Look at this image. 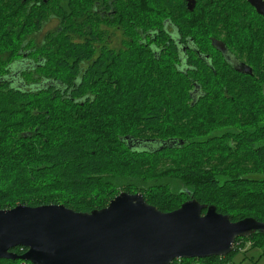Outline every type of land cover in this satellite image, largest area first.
<instances>
[{
  "label": "trees",
  "instance_id": "obj_1",
  "mask_svg": "<svg viewBox=\"0 0 264 264\" xmlns=\"http://www.w3.org/2000/svg\"><path fill=\"white\" fill-rule=\"evenodd\" d=\"M196 1L191 11L185 0H117L112 25L130 46L96 62L93 0H0V209L92 211L125 190L163 211L196 198L264 222V30H234L238 0L223 1L229 17L217 0ZM164 16L203 50L228 24L252 73L225 64L193 92L196 70L178 72L151 48ZM252 248L264 254V233L237 238L228 255L172 264H237Z\"/></svg>",
  "mask_w": 264,
  "mask_h": 264
},
{
  "label": "water",
  "instance_id": "obj_2",
  "mask_svg": "<svg viewBox=\"0 0 264 264\" xmlns=\"http://www.w3.org/2000/svg\"><path fill=\"white\" fill-rule=\"evenodd\" d=\"M195 0H188L193 10ZM243 73L252 67L242 63ZM205 211V213H203ZM264 233L254 217L232 220L214 204L190 198L172 211L141 192L121 191L107 206L77 211L65 204L20 203L0 209V259L33 264H172L176 259L225 256L237 238ZM26 247L23 254L13 249Z\"/></svg>",
  "mask_w": 264,
  "mask_h": 264
},
{
  "label": "flooded vegetation",
  "instance_id": "obj_3",
  "mask_svg": "<svg viewBox=\"0 0 264 264\" xmlns=\"http://www.w3.org/2000/svg\"><path fill=\"white\" fill-rule=\"evenodd\" d=\"M116 1L117 0H93L92 13L97 17L96 38L93 42V54L96 62L104 57L120 54L130 46V35L119 27L115 28L112 25L117 12ZM217 1L218 4H220V12L229 17V11L224 9V0ZM228 1L229 0H227V2ZM185 2L188 7V0H185ZM238 3V8H235L234 12L241 10V13L237 15L238 20L236 19L232 22V27L235 28L234 30L242 32L245 29H256L258 32H262L264 30V0H238ZM124 10L127 14L130 13L129 9L124 8ZM174 14L178 16V11H175ZM107 20H109L111 24H108ZM161 22L163 27L158 29V36H155V45L151 44V48L154 51L153 53L158 54L159 57L166 55L170 57L172 59V64L178 72L190 75L191 72L193 73V70H196V74H194L195 77L190 76V78L194 80L195 85L192 91L197 94L201 86H199V80H196V78L205 76L209 79L208 73L210 70L214 71L216 75L217 69L218 75L220 72L221 75L219 76L223 78L220 68H224L225 64H229L234 70L242 63L252 67V65L241 58V54L234 52L237 46L235 43L237 42H233V39L230 40V34L228 33V29L230 28L228 24L221 25L220 27L222 35L224 36L220 38L214 37L213 35L209 36L213 49L211 50V47H209L203 50V47L196 44L193 36H185L179 31L178 23L175 20L170 21L169 17L164 16ZM199 72H201L202 75L196 77L200 74ZM255 78H258V76Z\"/></svg>",
  "mask_w": 264,
  "mask_h": 264
},
{
  "label": "rangeland",
  "instance_id": "obj_4",
  "mask_svg": "<svg viewBox=\"0 0 264 264\" xmlns=\"http://www.w3.org/2000/svg\"><path fill=\"white\" fill-rule=\"evenodd\" d=\"M51 25L46 27L48 30ZM223 130H230L231 132H238V129H231L227 127H223ZM249 246V245H248ZM247 246V248H248ZM262 249L260 248H252L246 253L240 252L234 256V261L237 264H264V254H262ZM192 264H200L193 262Z\"/></svg>",
  "mask_w": 264,
  "mask_h": 264
}]
</instances>
